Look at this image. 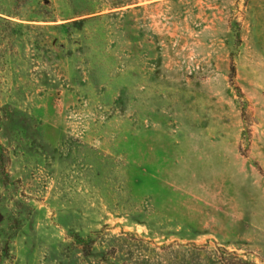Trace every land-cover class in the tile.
Listing matches in <instances>:
<instances>
[{
    "label": "rangeland",
    "instance_id": "rangeland-1",
    "mask_svg": "<svg viewBox=\"0 0 264 264\" xmlns=\"http://www.w3.org/2000/svg\"><path fill=\"white\" fill-rule=\"evenodd\" d=\"M142 240L264 264V0H0V264Z\"/></svg>",
    "mask_w": 264,
    "mask_h": 264
},
{
    "label": "trees",
    "instance_id": "trees-1",
    "mask_svg": "<svg viewBox=\"0 0 264 264\" xmlns=\"http://www.w3.org/2000/svg\"><path fill=\"white\" fill-rule=\"evenodd\" d=\"M142 242L144 243H141V246L139 245V247L137 248V250L139 249L137 251L138 253L133 254V258L141 262L145 261L149 264H154V261L157 260L162 261V264H179L181 262H185V264H191L194 263V261L200 262L202 261V259H206L207 264H226L224 255H229V253L226 251H222V255H218L216 253L209 252L203 247H198L195 245L183 246L178 244L156 246L155 249H158L160 251L159 254H157L155 253V249L152 250L151 248H149L148 244L144 240H142ZM174 246H176V248H174ZM144 248L151 251V253H154V255L144 254ZM172 257L174 258V260ZM186 257H190L192 261L189 262L188 260H186ZM154 258H156L157 260Z\"/></svg>",
    "mask_w": 264,
    "mask_h": 264
}]
</instances>
